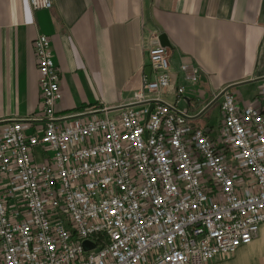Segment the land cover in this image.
<instances>
[{
    "label": "built area",
    "instance_id": "1",
    "mask_svg": "<svg viewBox=\"0 0 264 264\" xmlns=\"http://www.w3.org/2000/svg\"><path fill=\"white\" fill-rule=\"evenodd\" d=\"M146 47L151 74L128 101L58 114L61 74L37 36L40 111L0 124V264H208L259 236L264 91L225 92L218 123L197 125L169 49L156 33ZM179 70L198 84L197 68Z\"/></svg>",
    "mask_w": 264,
    "mask_h": 264
},
{
    "label": "crops",
    "instance_id": "2",
    "mask_svg": "<svg viewBox=\"0 0 264 264\" xmlns=\"http://www.w3.org/2000/svg\"><path fill=\"white\" fill-rule=\"evenodd\" d=\"M154 33L168 38L172 80L185 86L178 105L195 124L206 126L197 115L225 92L242 103L263 93L264 0H53L36 11L27 0H0V124L40 111L38 35L51 40L56 111L67 114L113 109L140 91ZM183 64L199 70L198 84L185 81ZM208 264H264V224L250 245Z\"/></svg>",
    "mask_w": 264,
    "mask_h": 264
},
{
    "label": "rangeland",
    "instance_id": "3",
    "mask_svg": "<svg viewBox=\"0 0 264 264\" xmlns=\"http://www.w3.org/2000/svg\"><path fill=\"white\" fill-rule=\"evenodd\" d=\"M222 103L221 101H217L216 104H214L210 108V112L207 114L202 115V117L199 119V122L201 125H206V126H215L219 119L221 118V110H220V105Z\"/></svg>",
    "mask_w": 264,
    "mask_h": 264
},
{
    "label": "water",
    "instance_id": "4",
    "mask_svg": "<svg viewBox=\"0 0 264 264\" xmlns=\"http://www.w3.org/2000/svg\"><path fill=\"white\" fill-rule=\"evenodd\" d=\"M159 41H160V45H161L162 47H165V48H170V47H171V45H170V43H169V41H168V38H167V36H166L165 34H161V35L159 36ZM145 74H146L147 76H150V74H151V68H150V67L146 68V70H145ZM220 97H221V96H219L216 100H214L212 103H210L209 106H207L206 109H205L204 111H202L199 115H197V118L200 117L201 115H203V114L206 112V110H207L208 108H210L212 105H214V104L218 101V99H219ZM152 108H153V106L150 107V111L152 110Z\"/></svg>",
    "mask_w": 264,
    "mask_h": 264
}]
</instances>
